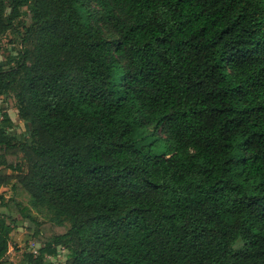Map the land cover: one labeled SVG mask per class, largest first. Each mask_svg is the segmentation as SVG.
Masks as SVG:
<instances>
[{
  "label": "trees",
  "instance_id": "obj_1",
  "mask_svg": "<svg viewBox=\"0 0 264 264\" xmlns=\"http://www.w3.org/2000/svg\"><path fill=\"white\" fill-rule=\"evenodd\" d=\"M6 33L0 264L13 215L22 264H264V0H0Z\"/></svg>",
  "mask_w": 264,
  "mask_h": 264
},
{
  "label": "rangeland",
  "instance_id": "obj_2",
  "mask_svg": "<svg viewBox=\"0 0 264 264\" xmlns=\"http://www.w3.org/2000/svg\"><path fill=\"white\" fill-rule=\"evenodd\" d=\"M19 49V38L17 35L6 33L0 41V64L3 63L9 56L16 55ZM3 108L7 112L10 120L15 125V128L11 131L12 134L23 137L27 133V127L24 124H19L17 119L16 110L14 107V100L11 96L5 99ZM151 137H147L146 143L151 144ZM149 148H153L156 153H162L164 150L163 143L157 140L154 145H150ZM0 193L5 199L9 198L11 192L7 187L1 188ZM36 219L39 222H46L50 219V214L43 208L38 210H32ZM12 219H15L16 228L10 235V248L6 254V261L12 264H22L25 262V254L29 252L30 245L33 242L34 225L28 220L22 219L19 216L13 215ZM67 251L63 249L58 250L56 258H53L52 264H63Z\"/></svg>",
  "mask_w": 264,
  "mask_h": 264
},
{
  "label": "built area",
  "instance_id": "obj_3",
  "mask_svg": "<svg viewBox=\"0 0 264 264\" xmlns=\"http://www.w3.org/2000/svg\"><path fill=\"white\" fill-rule=\"evenodd\" d=\"M36 249H37V245L34 244V242H32L31 245H30V250L35 254L36 253ZM47 259L51 261V258H47Z\"/></svg>",
  "mask_w": 264,
  "mask_h": 264
}]
</instances>
